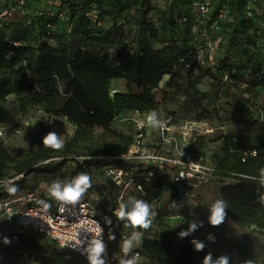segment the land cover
<instances>
[{"label": "trees", "instance_id": "16d2710c", "mask_svg": "<svg viewBox=\"0 0 264 264\" xmlns=\"http://www.w3.org/2000/svg\"><path fill=\"white\" fill-rule=\"evenodd\" d=\"M196 1L25 0L17 7L0 25V124L13 120L5 103L7 97L27 83L39 103L56 101L66 94L56 113L75 122L77 132L61 150H53L43 145V133L49 127L43 123L32 134L34 146L22 158L14 157L0 141V180L19 176L8 184L17 193L26 190L30 174L61 176L68 161L74 159L72 175L89 176L87 197L95 193L92 199L113 213L120 189L114 184L118 192L105 189L96 171L124 168L142 182L143 194L135 191L134 196L148 203L152 212V223L146 230L132 228L127 218L118 216L109 229L110 235H118V241L131 229L139 232L137 247L142 259L135 264H204L206 256L209 264H218L222 257L228 264H264V140L250 139L264 137L262 115L238 116L237 107L225 109V115L237 122L244 136L216 134V130L210 139L200 134L208 143L219 142L207 152L211 155L190 141L188 149L203 155L213 168L201 189L206 195L202 203L204 195L175 181L171 172L122 156L136 138L111 129L125 112H160L164 103L158 91L162 92L163 81L165 92L185 95L190 110L195 109L192 121H207L217 130L218 104L203 106L210 95L246 94L264 88V0H211L210 12L197 26V33L193 29ZM249 5L254 16L246 12ZM222 12L225 15L221 17ZM204 30L213 40L220 39L213 63L207 61V52L199 60L196 44L204 43ZM59 33H64L63 39L58 38ZM83 40L99 45V50L90 49ZM224 74L231 78L228 84L222 83ZM114 79L125 80L128 90L112 88ZM166 117L176 123L172 116ZM15 125L16 129L22 127L16 120ZM98 127L112 133L114 143L81 148V143L95 138ZM253 149L255 155L250 153ZM149 172L153 174L144 179ZM1 187L3 196L6 190ZM32 187L28 189L35 190L38 182L33 180ZM159 199L161 205L157 204ZM218 199L226 202V215L221 224L213 225L211 207ZM47 202L41 197L42 205H55ZM199 203L192 224L169 222L172 216L187 218ZM33 250L47 251L54 264H86L82 256L61 248L47 235L19 231L0 220L1 264H9L7 255L27 252L29 257Z\"/></svg>", "mask_w": 264, "mask_h": 264}, {"label": "built area", "instance_id": "2783aa9c", "mask_svg": "<svg viewBox=\"0 0 264 264\" xmlns=\"http://www.w3.org/2000/svg\"><path fill=\"white\" fill-rule=\"evenodd\" d=\"M4 1L6 0H0V25L14 13L17 7L25 3V0H9L8 4L5 5ZM11 1L16 2L17 5H13ZM210 5L211 0H199L194 3V9L197 12L196 21L193 25L194 32L197 31V26L209 14ZM246 10L249 16H254L255 11L252 5H249ZM223 15L225 13H220L221 17ZM262 29H264V24ZM201 35L204 38V43L196 44L199 60L204 59L205 52H207V61L213 63L220 39L213 40L206 30ZM221 80L222 83L228 84L231 78L228 74H224ZM149 113L139 110L128 113L129 119L139 130V134L135 137V143L129 151L122 156L136 158L144 163L159 165L164 171L171 172L175 181L184 182L194 192L201 190L208 181L209 170L213 168L209 162L205 161L203 155L188 149L191 138H184V136L183 138H177L178 136L175 133L179 132L183 133L182 135H189V131H193L201 134H211L215 132L216 127L204 120H193L187 121L188 123L193 122L190 130L177 131L179 124L171 123L170 117L161 119L165 127L162 130L160 129L163 137L160 139L163 144L170 146L169 152H167L165 151V145H163L165 148L159 147V145L146 147L143 143V130L147 126L139 128L137 124L143 122ZM201 126H205V128L202 129ZM1 127L0 135L3 134L4 129L3 126ZM16 131L19 132L20 128ZM250 153L255 155L257 151L253 149ZM152 174V172H149L143 175V178L148 180ZM105 175L120 189L113 213L100 206L92 198L84 195L75 203L57 200L54 207L50 208L40 203V192L26 189L11 195L0 196V220H4L10 227L19 231L34 230L47 235L61 248H68L82 256L86 264H91L90 250L94 246V241H99L104 246V251L99 256L103 264H121V261H128L129 259L140 261L142 255L137 247L139 241H133V247L127 254L122 250L124 241L128 240L133 234L139 236V232L136 229H131L118 241V235L116 233L110 235L109 229L112 227L114 218L117 216L116 213L120 210L121 205H124V210L127 211V208L131 209L134 201L138 200L135 196L129 199L126 198V189L133 186L137 194L141 195L144 192L143 184L135 178L133 171L124 168H106ZM18 177L0 180V185L11 184ZM162 202V199H159L157 204L161 205ZM5 232L8 231L5 230ZM27 254V252L23 253L24 256H27ZM0 260H3L1 254Z\"/></svg>", "mask_w": 264, "mask_h": 264}, {"label": "rangeland", "instance_id": "374dc122", "mask_svg": "<svg viewBox=\"0 0 264 264\" xmlns=\"http://www.w3.org/2000/svg\"><path fill=\"white\" fill-rule=\"evenodd\" d=\"M156 3H159L160 0H155ZM64 33H59L58 38L63 39ZM83 43L87 45L90 49L97 51L99 50V45L90 42L89 40H83ZM118 79H114L112 81V88L119 89L121 91H127L128 87L126 85L125 80L124 85L118 84ZM162 92L158 91L159 99L164 103L161 107L160 112L158 111V117L160 119L166 118V116H172L173 121L181 124L178 125V130L185 131L186 129L191 128L193 122L188 123L187 120L195 119V109L190 110V105L187 103L185 99V95H176L173 93L165 92L166 83L163 81ZM209 86L205 84L204 87ZM201 87H203L201 85ZM134 91H137L138 88L136 86H132ZM67 95H63L56 101L50 102H42L39 103L35 97V91L33 88L29 87L27 83L23 84V88L20 92L11 93L5 103L11 110L13 114V120L3 126V134L0 135V141H2L8 151L17 158H22L27 154V151L34 146V141L32 138V134L41 124H48V129L43 133V137L46 136L49 132H55L60 139L63 140L64 145L69 140L73 139L77 132V124L68 120L66 117L57 114L56 110L62 106L66 99ZM196 99V97H193ZM218 104L220 110V119L217 121L220 123V128L216 131V134L224 133L229 135L240 134L242 137L244 134L240 131L239 125L233 119L228 118L225 115V111H232L234 107H237L236 114L241 116L242 114H249L255 118L264 117V88L257 87L253 93L246 94H238V93H227L222 95H210L209 99L205 100L203 106H210L213 108ZM187 107V108H186ZM217 108V107H216ZM226 109V110H225ZM262 109V111H260ZM193 110V112H192ZM129 114L123 113L120 118L111 124V129L121 132L124 134H132L135 137L139 134V130L134 126L132 121L129 119ZM16 123L22 124L20 131H16L17 127ZM187 122V123H186ZM202 129L205 126H201ZM176 129V128H175ZM177 134V138H191V142L196 143L201 151L206 152V154L211 155V153H207L210 150H214L216 143H208L206 140H203V136H200L201 133H193V131H189V135H182L183 133H175ZM199 134V135H198ZM206 135V134H205ZM204 135V136H205ZM212 134H207L205 138H212ZM143 143L146 147L159 145V147H163L162 143V135L160 133V129H153L151 127H147L143 130ZM161 138V139H160ZM264 137H256L252 136L250 139L255 142H260ZM115 139L112 133L103 130L102 128L95 129V138H90V140L86 143H81V148L88 149L92 147H96L100 144H107L108 146L114 143ZM195 144V145H196ZM165 151L169 152L170 146L165 145ZM197 148V147H193ZM200 149H196L200 151ZM75 167L74 159H70L63 170V175L61 176H53L48 174H35L32 173L29 175L27 186L24 189L33 188V180L38 182V187L35 189L40 192L42 198H47L48 202L53 205L57 200L51 195L49 189L53 183L59 182L61 186L71 183L76 177L72 175L73 168ZM10 174H13L12 169L9 170ZM99 175L102 186L114 193L118 192L117 188L113 186L112 181L105 175L104 172L96 171ZM5 189L6 193L4 195H11L12 192L7 191L10 188L9 185H4L1 189ZM201 193L204 195L201 203L205 201L206 195L203 190H197L194 193ZM14 193V192H13ZM198 193V194H199ZM84 196L89 195L87 190L82 194ZM135 195V190L133 186H130L126 189V198H131ZM96 197L95 193L91 194V198ZM167 197V196H166ZM201 203L196 204L192 209L190 215L187 218H182L179 216H172L169 218V222L175 224L177 222L184 224H192L195 222V215L201 207ZM54 207V206H53ZM197 218V216H196ZM44 258V260H41ZM6 261L9 264H54L50 254L45 250L35 251L31 253L29 257L22 255L13 256L7 255ZM1 264V263H0Z\"/></svg>", "mask_w": 264, "mask_h": 264}, {"label": "clouds", "instance_id": "9594fccd", "mask_svg": "<svg viewBox=\"0 0 264 264\" xmlns=\"http://www.w3.org/2000/svg\"><path fill=\"white\" fill-rule=\"evenodd\" d=\"M151 127L153 129H163L165 127L164 122L159 119L158 113L155 111L150 112L143 122L137 124V127ZM43 145L53 150H61L64 146V142L55 132H49L43 137ZM90 186L89 176L85 173L78 175L71 183L61 186L59 182H55L50 187L49 191L51 195L58 201H64L69 203H75L79 200L82 194ZM10 192H14L15 188L9 189ZM226 202L223 200H216L211 207V223L213 225H219L225 218ZM121 219L127 218L128 224L132 228L148 229L152 223V212L150 211V205L143 200H135L133 207L130 211L124 210V205H121L120 210L116 213ZM194 227V225H193ZM133 241H139V236L133 234L128 240H125L122 246V250L125 254L133 247ZM7 242V241H5ZM94 246L91 251V264H103V261L99 259L100 253L104 251V246L99 241L93 242ZM198 248H201V244H197ZM210 257H205L204 264H209ZM121 264H135V260L121 261ZM218 264H228L227 258L222 257Z\"/></svg>", "mask_w": 264, "mask_h": 264}, {"label": "crops", "instance_id": "0c3cea01", "mask_svg": "<svg viewBox=\"0 0 264 264\" xmlns=\"http://www.w3.org/2000/svg\"><path fill=\"white\" fill-rule=\"evenodd\" d=\"M119 81H118V84L120 85L121 84V86L122 85H124V80L123 79H118ZM161 108V107H160ZM219 142H216V144H218ZM55 204V203H54Z\"/></svg>", "mask_w": 264, "mask_h": 264}]
</instances>
